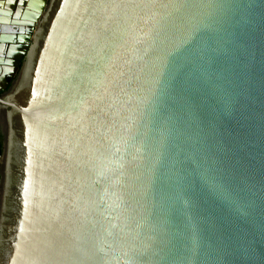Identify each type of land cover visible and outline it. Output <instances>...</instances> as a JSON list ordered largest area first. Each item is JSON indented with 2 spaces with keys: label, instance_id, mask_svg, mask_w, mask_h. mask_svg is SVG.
I'll list each match as a JSON object with an SVG mask.
<instances>
[{
  "label": "water",
  "instance_id": "water-1",
  "mask_svg": "<svg viewBox=\"0 0 264 264\" xmlns=\"http://www.w3.org/2000/svg\"><path fill=\"white\" fill-rule=\"evenodd\" d=\"M0 105V264H264V0H50Z\"/></svg>",
  "mask_w": 264,
  "mask_h": 264
},
{
  "label": "flooded vegetation",
  "instance_id": "flooded-vegetation-1",
  "mask_svg": "<svg viewBox=\"0 0 264 264\" xmlns=\"http://www.w3.org/2000/svg\"><path fill=\"white\" fill-rule=\"evenodd\" d=\"M49 3L50 0H0V98L17 80ZM0 110L5 109L0 105ZM0 143L2 150L1 128Z\"/></svg>",
  "mask_w": 264,
  "mask_h": 264
},
{
  "label": "trees",
  "instance_id": "trees-1",
  "mask_svg": "<svg viewBox=\"0 0 264 264\" xmlns=\"http://www.w3.org/2000/svg\"><path fill=\"white\" fill-rule=\"evenodd\" d=\"M0 146H1V143H0ZM0 152H1V148H0Z\"/></svg>",
  "mask_w": 264,
  "mask_h": 264
}]
</instances>
